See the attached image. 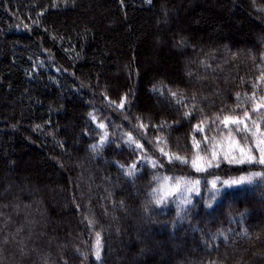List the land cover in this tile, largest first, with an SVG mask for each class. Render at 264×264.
Instances as JSON below:
<instances>
[{
  "label": "trees",
  "instance_id": "trees-1",
  "mask_svg": "<svg viewBox=\"0 0 264 264\" xmlns=\"http://www.w3.org/2000/svg\"><path fill=\"white\" fill-rule=\"evenodd\" d=\"M262 139L264 0H0V264H264Z\"/></svg>",
  "mask_w": 264,
  "mask_h": 264
},
{
  "label": "snow or ice",
  "instance_id": "snow-or-ice-1",
  "mask_svg": "<svg viewBox=\"0 0 264 264\" xmlns=\"http://www.w3.org/2000/svg\"><path fill=\"white\" fill-rule=\"evenodd\" d=\"M119 106H123V101H121V104L119 105ZM247 113H245V117H247ZM228 119L229 118H225V124H227V122H228ZM233 122H235V121H233ZM101 128H103L104 127V125L103 124H101V125H99ZM238 131H239V129H237ZM130 140H131V137H130ZM102 143H103V138H102V141H101ZM137 147H142L141 145H139V144H137ZM163 151V150H162ZM177 159H180V157H176ZM249 159H251V157H249ZM261 164H264V153H262V157H261V159H260V161H259ZM128 175H132L133 173L131 172V171H129L128 173H127ZM254 176H260V173H254L253 174ZM244 179H248V180H251V177H242L241 178V180H244ZM241 180H234V181H230V182H225V183H231V184H239V183H241ZM176 187L177 188H179V184H177L176 185ZM213 188H215V184L213 183ZM190 191H191V189H190ZM161 199H163V197L161 198ZM161 201L160 200H157V203H160ZM186 202H188V203H190V201H186ZM89 223H91V221L89 222ZM221 235H223V233H221ZM95 255H96V258H97V260H99L100 259V243H99V234H97V250H96V253H95Z\"/></svg>",
  "mask_w": 264,
  "mask_h": 264
},
{
  "label": "rangeland",
  "instance_id": "rangeland-1",
  "mask_svg": "<svg viewBox=\"0 0 264 264\" xmlns=\"http://www.w3.org/2000/svg\"><path fill=\"white\" fill-rule=\"evenodd\" d=\"M264 146V139H262L259 143H258V145L255 147V150H258V151H260L259 152V155H258V158L259 159H261V157H262V153H264V149H260V148H262ZM261 208V207H260Z\"/></svg>",
  "mask_w": 264,
  "mask_h": 264
}]
</instances>
